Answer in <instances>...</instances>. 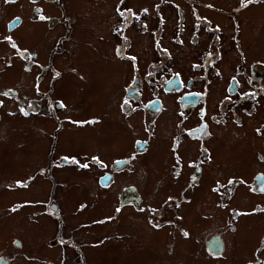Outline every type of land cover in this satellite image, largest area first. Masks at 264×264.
Segmentation results:
<instances>
[{
  "label": "rangeland",
  "instance_id": "1",
  "mask_svg": "<svg viewBox=\"0 0 264 264\" xmlns=\"http://www.w3.org/2000/svg\"><path fill=\"white\" fill-rule=\"evenodd\" d=\"M114 1L62 0L67 13L78 14L79 25H84L81 29L86 27L83 35L81 29H76L69 40H64L65 54L51 52L55 38L59 39L63 30L58 26L48 30L44 24L30 21L29 11L24 13L25 22L14 32L17 42L37 52L38 66L52 63L63 71L54 83V92L42 98L35 93L31 74L23 72L19 60H13L11 67L5 66L10 51L3 37V25L19 7L0 5V96L2 89L19 91L16 99L6 100L0 109V257L10 264H264V214L241 217L232 232L227 222L229 213L222 207V200L228 195H233L231 203L235 208L243 210L255 208V201L264 202V198L250 196L248 185L239 178H250L264 167L255 157L257 150L264 149L259 143L253 144L258 138L253 135L250 120L236 128L235 136L214 128L208 141L214 159L205 164L200 181L189 167L182 176L184 181L175 179L168 137L176 121L172 102L157 121V137L149 153L115 171L106 189H98L95 177L112 163H89V168L77 169L87 163L65 166L62 157L58 158L63 154L99 153L111 162L130 152L132 131L140 130L141 122L137 113L128 119L120 116L116 101L121 87L113 83L127 79L129 67L131 77L136 72L140 75L142 68L140 78L147 79L157 48L169 46L171 65L162 68L154 79L159 80L160 75L168 78L175 71L186 77L191 72L200 75L203 47L188 32L182 35L178 30L174 32L176 41L169 45L164 30L156 41L153 33L139 34L131 40V51L140 58V64L136 59L128 63L116 59L109 30ZM200 1L224 9L236 4V0ZM133 2L134 6L155 5V0ZM47 9L54 15L61 13L52 6ZM208 14L222 29V54L216 58L212 54L207 56L213 63L210 73L218 77L208 98L209 102H215L223 94L218 90L236 67L264 64V7H245L236 14L243 59L229 38L232 23L228 15L213 11ZM103 26L104 37H99L98 30ZM70 65L78 68L83 77L69 72ZM110 66L118 72L107 70ZM42 89L49 90L48 83ZM241 90L240 94L255 91L246 85ZM23 95L52 104L55 97L65 99L68 104L59 116V125L47 118L51 111L46 109L34 113V117L21 118L18 102ZM61 116L73 118L78 126ZM91 116L101 122L80 126L82 120ZM56 126L61 130L57 131L54 144L47 131ZM40 128L47 131L43 133ZM196 152V144L184 140L180 151L184 161ZM192 182L198 187L189 190ZM125 186H135L143 204L136 210L133 206L124 207L116 218L117 197ZM186 196L191 198L190 202L184 199ZM169 199L173 203L177 199L179 208L164 209ZM153 206L164 210L166 221L153 224ZM214 232H220L226 242L221 257L208 254L205 247Z\"/></svg>",
  "mask_w": 264,
  "mask_h": 264
},
{
  "label": "flooded vegetation",
  "instance_id": "2",
  "mask_svg": "<svg viewBox=\"0 0 264 264\" xmlns=\"http://www.w3.org/2000/svg\"><path fill=\"white\" fill-rule=\"evenodd\" d=\"M246 2L247 0H245V3ZM133 3V0L114 1L112 7L113 15L109 23V30L112 36L111 48L114 57L118 60L127 61V63L129 61L133 62L136 59L137 63L140 64V58L131 51V40L136 39L139 34L153 33V40L156 41L160 36L161 31L164 30V38L169 45L176 41L174 35L175 30H178L182 35L185 32H188L190 38L198 40L203 47V56L200 58L202 64L200 75L191 72L193 76L190 75L189 77H186L188 75L185 76L179 70L180 72L175 71L168 78L160 75L159 80L154 79L155 75L161 73L162 68L171 65L169 63L171 58L169 46L165 45L163 48H157L155 51V63L151 64L147 70L150 73L147 79L140 78L143 73L142 68L139 71L140 75L136 72L134 76L131 77L132 70L129 67V77L123 79L120 84L113 83V85L121 87V94L116 101L120 116L125 115L126 119H128L134 113H137L141 122L140 130L136 129L135 131H132L133 136L130 138V152H128L126 156L121 155L111 162L109 161L110 159L107 160L99 153L82 156H65V154H63L58 157H62L63 165L73 166V163H87L86 165H88V167L77 168L87 169L90 167L89 163H112L107 165L108 169L95 177V185H97L98 189L107 188L108 185H104L102 180L105 175H111L109 177L112 182L114 179L113 173L115 171L125 169L127 164L133 163L136 157L145 156L149 153L153 146V141L157 137V121L160 116L168 110V104L171 102L175 105L176 121L173 130L168 133V137L169 151L173 161L172 167L175 171L176 180H180L181 182L184 181L182 180V176L187 167L193 168L196 180L200 181L202 179L205 164L211 163L214 159L212 149L208 146V141L213 136L214 128H221L224 134L225 132H228L235 136L236 128L242 126L246 120H250L253 125V135L258 138L257 142L253 144L259 143L264 149V64H262V66L251 64L248 66L241 65L236 67L234 69V74L229 76L218 90V92L222 90L223 94L219 96L215 102L208 101L212 90L215 88L214 81L218 77H215L210 73V68L213 63L207 56L212 54L214 58H216L218 55L222 54L221 26L219 23L211 20V16L208 12L213 11L214 13L228 15L232 23L231 36L229 38L233 45L236 46L243 59L245 58L244 51L238 34L240 25L238 24L236 15L245 8L242 7V0H236V4L232 5L230 9H224L214 3H204L200 0H155V5L153 6L147 4L134 6ZM0 5L2 7H19V11L14 12L10 17L5 19L3 25V37L11 38L10 40L6 39L7 48L10 51L8 54L10 58L5 60V66L11 67L13 60H19L22 63L21 69L23 72L31 74V79L33 80L32 88L36 89L35 93L37 96L42 98L46 96V93L49 96V93L54 92V83L63 75V71H58L52 63H49L48 65L47 63H44L38 66L35 62L37 52L32 51L34 49L27 46L22 47L15 39L16 36L14 32L23 25L25 22L24 13L29 11L30 14L28 15V18L30 21L44 24L48 30L54 29L57 26L63 30V34L60 35V38H55L51 52L65 54V50L62 47L65 42L64 40H69L75 33V30H80L84 25H79L78 14L76 16L75 14L67 13L62 0H14V2L0 0ZM47 6H52L53 10L57 8L61 13L54 15L48 11ZM254 6L264 7V0H256V2L248 3L246 8ZM134 7L139 8L134 9ZM149 7L155 9L150 10ZM204 10H207L208 12L206 13ZM41 17H43V19H41ZM188 18H190V20ZM103 28L104 26L98 30V33H100L99 37H104V35H102ZM85 29H81L82 35L84 34ZM136 29L143 30V32H135L134 30ZM13 44L15 47L12 46ZM70 68L71 70L69 69V72L77 73L79 78L83 77L78 71V68H75V66L72 65H70ZM107 70H110L111 72L117 71L113 66H110ZM89 71L91 72L92 70L89 69ZM92 73L95 74L96 72ZM50 80L52 81L51 84H49ZM45 83H48L49 88L46 92L42 89ZM245 85L248 88H254L255 91H247L244 94H240V92H242V87ZM18 96L19 91L17 88H11L10 90L2 89L0 96V109H2L6 100L16 99ZM55 98V102L52 104L45 99L41 101L28 95L20 96V102L18 103L20 105L19 111L21 118L34 117V113L46 109L47 112L51 111L53 117L52 118L51 115H49L47 118L53 119V121L58 124L59 116L65 111L68 103L62 97ZM125 101H127V103H125ZM1 117L2 115L0 114V118ZM60 118L73 121L77 126L79 124L76 120L70 117L61 116ZM89 121H92V123H89ZM99 122H101L100 118L91 116L82 120L80 126H93ZM128 125L130 126L129 123ZM58 130H61L58 126L54 127L50 132L44 128H40V131L43 133H45L44 131H47V134L51 137L52 143L54 144L58 139ZM184 140L195 143L197 150L195 156H191L187 161H184L180 155ZM255 157L257 163L264 164V151L257 150ZM114 163L125 164L114 169ZM50 169L52 171V165L50 166ZM239 178L240 180H244V183L248 185V193L250 196L264 198V191L260 190L264 187V167L257 169L255 174L250 178H245L243 176H239ZM193 185H195V182L191 183L189 190L198 187ZM232 197L229 200V207L233 208L232 216H230V213L228 212L229 218L227 219L232 232L236 231L237 223L241 217H249L258 213L264 214V202L259 200L255 201V208H252L251 210H243L242 208H235L231 203ZM184 199L188 202L191 201V198L188 196ZM173 201L175 204L170 202L169 199L164 205V209H178L179 203L177 199H173ZM142 204L143 201L136 192L135 186H125L118 194L117 205L115 201V216L117 218L122 209L126 206H133L136 210ZM118 209L119 211H117ZM225 209L227 211L229 210V208L226 207ZM153 210V224H159L166 221L164 219L163 209L153 206ZM240 210H242V212H240ZM216 234L218 233H211L210 237ZM222 241L224 243V248L222 254L219 255L220 257L226 250V242H224V239H222ZM66 242L68 241H63L62 243L65 244ZM213 248V246L210 247L211 255L220 253L217 247H215V249ZM213 257L215 256L213 255ZM257 259L259 260V257H257ZM0 264H4V262L0 261Z\"/></svg>",
  "mask_w": 264,
  "mask_h": 264
},
{
  "label": "snow or ice",
  "instance_id": "3",
  "mask_svg": "<svg viewBox=\"0 0 264 264\" xmlns=\"http://www.w3.org/2000/svg\"><path fill=\"white\" fill-rule=\"evenodd\" d=\"M6 2H14V0H6ZM253 2H256V0H247L246 3H245V0H242V7H246L248 3H253ZM41 19H43V17H41ZM6 39L10 40L11 38L7 37ZM12 46L15 47L14 44ZM57 75H59V74H57ZM125 103H127V101H125ZM61 106H63V105H61ZM89 123H92V121H89ZM65 159H67V158H65ZM93 159H96V158H93ZM81 167H85L86 168V167H88V165H86V164L85 165H81ZM229 183H232V181H229ZM261 190L264 191V187H262ZM214 191H216V189H214ZM117 211H119V209ZM185 235H187V233H185Z\"/></svg>",
  "mask_w": 264,
  "mask_h": 264
},
{
  "label": "bare ground",
  "instance_id": "4",
  "mask_svg": "<svg viewBox=\"0 0 264 264\" xmlns=\"http://www.w3.org/2000/svg\"><path fill=\"white\" fill-rule=\"evenodd\" d=\"M214 248L213 249H215V246H213ZM214 251V250H213Z\"/></svg>",
  "mask_w": 264,
  "mask_h": 264
}]
</instances>
